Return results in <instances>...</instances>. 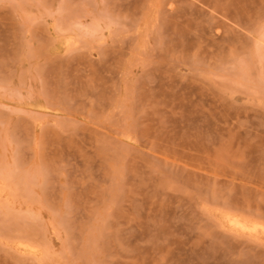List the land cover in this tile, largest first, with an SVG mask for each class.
I'll return each instance as SVG.
<instances>
[{"label":"rangeland","instance_id":"rangeland-1","mask_svg":"<svg viewBox=\"0 0 264 264\" xmlns=\"http://www.w3.org/2000/svg\"><path fill=\"white\" fill-rule=\"evenodd\" d=\"M0 264H264V0H0Z\"/></svg>","mask_w":264,"mask_h":264}]
</instances>
